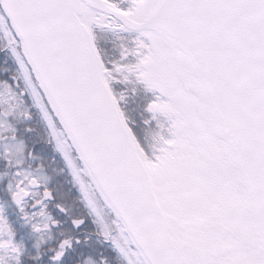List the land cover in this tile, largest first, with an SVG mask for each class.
<instances>
[{
	"label": "snow or ice",
	"instance_id": "1",
	"mask_svg": "<svg viewBox=\"0 0 264 264\" xmlns=\"http://www.w3.org/2000/svg\"><path fill=\"white\" fill-rule=\"evenodd\" d=\"M0 264H264V0H0Z\"/></svg>",
	"mask_w": 264,
	"mask_h": 264
}]
</instances>
